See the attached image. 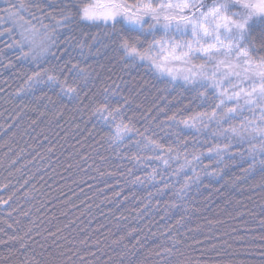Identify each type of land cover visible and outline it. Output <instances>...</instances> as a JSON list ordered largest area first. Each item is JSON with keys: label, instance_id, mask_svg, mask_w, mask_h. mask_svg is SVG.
<instances>
[{"label": "snow or ice", "instance_id": "1", "mask_svg": "<svg viewBox=\"0 0 264 264\" xmlns=\"http://www.w3.org/2000/svg\"><path fill=\"white\" fill-rule=\"evenodd\" d=\"M0 100V128L46 165L0 185V207L32 206L8 211L22 219L0 230V264H264V0H0ZM5 148L20 171L25 149ZM77 174L115 205L111 228L69 215L56 177ZM228 189L255 206L221 235L202 209Z\"/></svg>", "mask_w": 264, "mask_h": 264}, {"label": "trees", "instance_id": "2", "mask_svg": "<svg viewBox=\"0 0 264 264\" xmlns=\"http://www.w3.org/2000/svg\"><path fill=\"white\" fill-rule=\"evenodd\" d=\"M90 1L91 0H89V2ZM17 102H19V100H17ZM4 107H11V105H5L3 100H0V112L3 111ZM26 121L27 117L25 119V123ZM3 123L4 120L2 117H0V124ZM13 131L16 130L14 129ZM57 131H59V129H57ZM15 140L17 141V143H12V132H9L7 135H5L4 129L0 128V185L4 183H10L12 186L19 188L23 183L24 177L31 178L33 173L39 171V168L41 167H46V165L38 166V164H29L28 156L30 155V149L26 148L25 145L34 144L29 136H24L23 139H21V136L17 134L15 136ZM5 145H10L11 148L15 149L18 153L22 148L25 149V152L21 154L22 159L20 160V163L16 166V168H19L20 171L9 168L8 160L10 153H8ZM204 163L207 164L208 160L205 159ZM24 165H28V167H24ZM235 171L238 172L239 169H236ZM48 175L55 176V173L49 171ZM76 178L79 181V185H77L76 183H71L70 181L68 183H65L64 180H60L59 177H56V179L60 181V187L63 189V193H66L67 196L71 198L73 204L80 205V211L72 208L69 215L75 218L79 217L81 215V212H84L85 215L82 220L78 221V224L87 229L89 232H92L93 228H100L101 225H105L111 228L113 225L111 213L117 211L115 205L110 203L109 200L104 199V197L101 195L102 189L101 191H97L89 187V184H95L96 181L90 180L88 176H84L82 174H77ZM45 179H47V176L45 177ZM86 180L89 182L88 184L84 183V181ZM219 186V184H216V187ZM81 189H83V191H81ZM43 190L48 192V198L52 200V204L48 205V209L51 210V215L59 218L58 220H53L52 225H55L57 223L63 224L65 222V217L62 214L67 211L64 206L63 193L56 188L55 184H53V187L51 189L47 188V186L45 185ZM141 192L143 193V190H141ZM143 194L146 195V193ZM205 194L207 195V193ZM36 195L43 199L41 193L38 192L36 193ZM0 196L6 199L7 193H0ZM108 196L114 199L113 194L110 191L108 193ZM254 200L257 202V204H264V200L261 199L260 195H255ZM17 202L24 204V211H28L29 207H32L31 205L26 204L19 196L16 197V200L8 208L0 207V230H6L8 223H14L16 220L22 219L20 215L8 216V211H10L12 208H16ZM85 202L92 205L91 213L88 212V209L85 206ZM98 204L101 205L99 209L96 207V205ZM242 204H247L249 208L255 206L248 200L246 194H242L239 191L228 189L222 190L221 193L212 195L211 198H209L207 201V208L202 209L204 218L203 222L205 223L206 230H208V226L206 223L207 220L212 221L210 230L214 232L218 228L221 235H223L225 231H230L232 228H244L245 223L250 222L251 217L245 215L244 220H237L234 218L237 216H241L246 212V209L241 207ZM69 207H71V205H69ZM238 207L239 211H237ZM48 209L44 210V212L42 213L43 216L46 217L48 215ZM131 212V204H128L124 208L119 209L120 214L127 215L129 217L127 221V224L129 226H134L137 224L143 226V222H141L138 217L131 215ZM32 213V218L37 219V213L34 207L32 208ZM102 213L107 214L106 219L104 218ZM89 219L94 221V224L92 226H89L87 224V221ZM195 219L198 223L202 222L201 216H197ZM219 221H225L226 223L221 225ZM14 226L23 227V222L20 225L14 224ZM97 237H99V234H97ZM224 255L226 256V253Z\"/></svg>", "mask_w": 264, "mask_h": 264}, {"label": "rangeland", "instance_id": "3", "mask_svg": "<svg viewBox=\"0 0 264 264\" xmlns=\"http://www.w3.org/2000/svg\"><path fill=\"white\" fill-rule=\"evenodd\" d=\"M91 2V1H90Z\"/></svg>", "mask_w": 264, "mask_h": 264}]
</instances>
